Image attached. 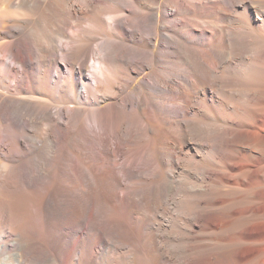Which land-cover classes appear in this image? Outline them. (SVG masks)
Returning a JSON list of instances; mask_svg holds the SVG:
<instances>
[{
    "label": "bare ground",
    "instance_id": "6f19581e",
    "mask_svg": "<svg viewBox=\"0 0 264 264\" xmlns=\"http://www.w3.org/2000/svg\"><path fill=\"white\" fill-rule=\"evenodd\" d=\"M0 264H264V0H0Z\"/></svg>",
    "mask_w": 264,
    "mask_h": 264
},
{
    "label": "rangeland",
    "instance_id": "374dc122",
    "mask_svg": "<svg viewBox=\"0 0 264 264\" xmlns=\"http://www.w3.org/2000/svg\"><path fill=\"white\" fill-rule=\"evenodd\" d=\"M221 75H222V73H221ZM142 78L140 77L137 81H138V83L140 82V80H141ZM56 105L57 104H59L58 102L57 103H55ZM212 110H214L213 108H212Z\"/></svg>",
    "mask_w": 264,
    "mask_h": 264
}]
</instances>
